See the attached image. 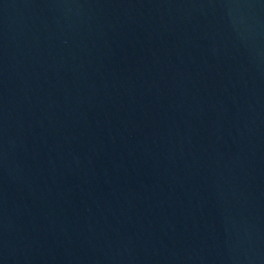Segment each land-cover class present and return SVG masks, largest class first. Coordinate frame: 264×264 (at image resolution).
Wrapping results in <instances>:
<instances>
[{
  "label": "water",
  "instance_id": "1",
  "mask_svg": "<svg viewBox=\"0 0 264 264\" xmlns=\"http://www.w3.org/2000/svg\"><path fill=\"white\" fill-rule=\"evenodd\" d=\"M0 264H264V0H0Z\"/></svg>",
  "mask_w": 264,
  "mask_h": 264
}]
</instances>
